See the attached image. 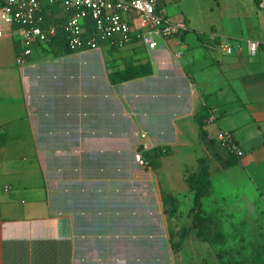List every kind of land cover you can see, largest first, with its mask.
<instances>
[{"label": "crops", "instance_id": "obj_1", "mask_svg": "<svg viewBox=\"0 0 264 264\" xmlns=\"http://www.w3.org/2000/svg\"><path fill=\"white\" fill-rule=\"evenodd\" d=\"M157 10L187 29L154 49L50 43L18 64L23 29H0V264H122L124 253L138 263L166 237L162 194L193 195L188 162L206 158L212 181L219 169L224 180L235 167L264 171V48L247 51L264 44V0H157ZM223 39L241 51L227 54ZM128 63L151 73L119 81Z\"/></svg>", "mask_w": 264, "mask_h": 264}, {"label": "built area", "instance_id": "obj_2", "mask_svg": "<svg viewBox=\"0 0 264 264\" xmlns=\"http://www.w3.org/2000/svg\"><path fill=\"white\" fill-rule=\"evenodd\" d=\"M56 1L0 0V29L9 26L24 31L18 64L28 61L36 45H48L58 39H63L72 52L96 50L105 42L124 45L133 40L154 49L160 40L172 39L187 29L185 22H172L160 14L157 0H62L58 19L52 11ZM221 46L227 54L241 51V47H234L226 39ZM247 48L248 54L255 57L264 44L251 39ZM217 111L211 110L210 121L216 119ZM219 141L228 148L234 146L229 131H221ZM135 158L142 162V152L136 153Z\"/></svg>", "mask_w": 264, "mask_h": 264}, {"label": "rangeland", "instance_id": "obj_3", "mask_svg": "<svg viewBox=\"0 0 264 264\" xmlns=\"http://www.w3.org/2000/svg\"><path fill=\"white\" fill-rule=\"evenodd\" d=\"M172 6L174 9L177 7ZM176 165L170 163V167ZM196 165V162H188L187 171L185 168L184 172L191 173L197 168ZM260 169V165L243 170L235 167L230 169L229 179L225 180V175H221L219 169L217 177L216 174L213 177L214 186L204 199V209L222 222L228 234L225 244L205 243L198 239L195 230H191L181 250L175 253L168 239L169 228H166V237L155 242L153 257L143 254L139 259L141 261L136 263L131 254L124 253L122 264H222L217 256L218 251L222 252L226 261L236 264H264L253 256L256 247L264 255V171ZM189 192L180 191V211L172 218L176 229L191 225L187 212L192 205L193 195Z\"/></svg>", "mask_w": 264, "mask_h": 264}, {"label": "trees", "instance_id": "obj_4", "mask_svg": "<svg viewBox=\"0 0 264 264\" xmlns=\"http://www.w3.org/2000/svg\"><path fill=\"white\" fill-rule=\"evenodd\" d=\"M61 1L62 0H57L52 4V10L56 14L60 12ZM262 1L263 0H256L259 5ZM52 43H57L61 46L66 45L63 39H58ZM150 73L151 68L149 63H128L124 68L119 69L115 73V76L118 77L119 81H125ZM234 146L231 144L228 149V158L226 160L228 166H233L239 161V154L236 152V147ZM187 181L190 190L193 192V203L187 212V215L191 218V225H183L178 229L174 227L172 218L180 211L178 197L172 193L162 194L164 213L168 220L169 239L173 251L178 253L181 250L191 230H195L198 239L205 243L216 242L225 244L228 239V234L225 232L222 222L211 214H208L204 209V199L213 188L212 173L206 158L200 159L197 171L189 173ZM217 256L222 264H236L232 261H226L222 252L218 251ZM253 256L260 263H264L263 251L259 247L253 250Z\"/></svg>", "mask_w": 264, "mask_h": 264}]
</instances>
